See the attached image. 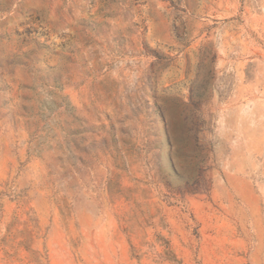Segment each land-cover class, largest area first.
Returning <instances> with one entry per match:
<instances>
[{"label":"rangeland","instance_id":"1","mask_svg":"<svg viewBox=\"0 0 264 264\" xmlns=\"http://www.w3.org/2000/svg\"><path fill=\"white\" fill-rule=\"evenodd\" d=\"M0 264H264V0H0Z\"/></svg>","mask_w":264,"mask_h":264}]
</instances>
